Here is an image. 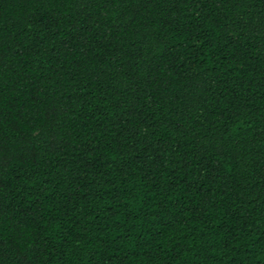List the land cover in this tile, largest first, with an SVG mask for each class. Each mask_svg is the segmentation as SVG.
<instances>
[{"label": "trees", "instance_id": "obj_1", "mask_svg": "<svg viewBox=\"0 0 264 264\" xmlns=\"http://www.w3.org/2000/svg\"><path fill=\"white\" fill-rule=\"evenodd\" d=\"M0 264H264V0H0Z\"/></svg>", "mask_w": 264, "mask_h": 264}]
</instances>
